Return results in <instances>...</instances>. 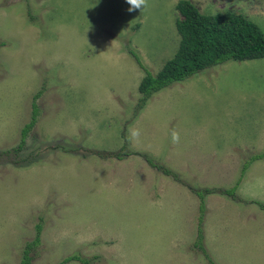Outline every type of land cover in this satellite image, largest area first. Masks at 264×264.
I'll use <instances>...</instances> for the list:
<instances>
[{
    "label": "rangeland",
    "instance_id": "rangeland-1",
    "mask_svg": "<svg viewBox=\"0 0 264 264\" xmlns=\"http://www.w3.org/2000/svg\"><path fill=\"white\" fill-rule=\"evenodd\" d=\"M180 1L129 12L127 0H0V264H22L38 225L31 264H210L194 247L200 228L216 264H264V158L253 159L264 154V59L211 67L139 109L147 71L157 76L178 50ZM188 1L264 31V0ZM40 90L22 155L40 160L17 168L6 153ZM75 146L88 157L68 153ZM195 186L238 189L207 196L201 222Z\"/></svg>",
    "mask_w": 264,
    "mask_h": 264
},
{
    "label": "trees",
    "instance_id": "trees-1",
    "mask_svg": "<svg viewBox=\"0 0 264 264\" xmlns=\"http://www.w3.org/2000/svg\"><path fill=\"white\" fill-rule=\"evenodd\" d=\"M177 11L183 17L182 20L177 19L176 28L180 36L179 47L174 57L169 60L157 76H153L147 71V76L140 85L139 92L143 95L141 102L138 104L139 109L143 110L146 102L155 93L177 82H185L190 77L215 66L225 64L227 62H244L264 59V31L254 21L250 20L242 14L233 13L231 11L218 13L216 15L202 14L197 7L188 0H181L176 5ZM136 60L139 61L135 52L129 51ZM43 95V90H40L33 98L32 102V117L28 124L22 129V139L16 148L11 149L6 153L10 155L15 153L13 165L17 168L30 167L36 164L40 158L37 152L31 153L30 156L22 158L26 151V144L29 133L36 127L40 116V109L37 103L38 99ZM71 146V145H70ZM59 148V146H57ZM84 148L74 147L68 153L80 154ZM81 157L87 158L88 155L80 154ZM130 154H117L119 160L123 156L129 157ZM146 161L157 172L162 173L166 177L173 178L176 182L182 183L180 174H175L173 170L168 169L159 161L154 160L150 156L142 155ZM264 154L253 159H262ZM252 159V160H253ZM251 161L244 166V170L240 177V181L244 176L246 169ZM161 164V165H160ZM183 186L189 187L187 184ZM193 193L199 196L202 200L200 205L201 222L206 211V197L215 193L221 194L228 199L234 197L238 186L215 192L212 188L201 189L195 186L191 188ZM264 208V205H261ZM42 225L37 227V236L35 240L28 242L22 257V264H31V252L41 243ZM204 232L200 228L198 239L194 244L196 249L201 250L210 264H216L211 255L204 248ZM82 260L78 255H73L64 259L60 264H68L71 261ZM83 263L88 264L89 260L84 259Z\"/></svg>",
    "mask_w": 264,
    "mask_h": 264
},
{
    "label": "clouds",
    "instance_id": "clouds-1",
    "mask_svg": "<svg viewBox=\"0 0 264 264\" xmlns=\"http://www.w3.org/2000/svg\"><path fill=\"white\" fill-rule=\"evenodd\" d=\"M128 4L130 5L128 11L133 12L136 11L137 9H143L144 7L147 6V0H127ZM139 130H136L134 133H132V136L134 138L139 137ZM171 140L173 144H178L179 143V133L173 130L172 135H171Z\"/></svg>",
    "mask_w": 264,
    "mask_h": 264
}]
</instances>
